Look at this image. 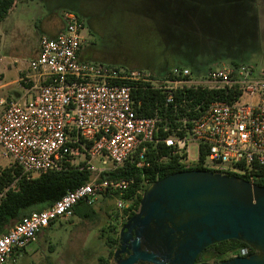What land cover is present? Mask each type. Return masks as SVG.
<instances>
[{
    "label": "built area",
    "instance_id": "1",
    "mask_svg": "<svg viewBox=\"0 0 264 264\" xmlns=\"http://www.w3.org/2000/svg\"><path fill=\"white\" fill-rule=\"evenodd\" d=\"M62 21L64 29L55 38H39L38 54L28 64L37 77L34 95L0 100V150L27 180L70 169L85 170L91 177L1 234L0 264H8L51 223L71 218L79 203L114 196L121 218L126 203L120 196L133 179L100 176L129 161L137 171L148 168L150 147L164 146L184 166L196 165L203 152L206 168L242 174L250 181L252 168L264 167V79L254 78L251 68L230 64L200 75L173 67L166 77L154 78L139 69L84 62L79 60L85 40L82 22L68 11ZM136 86L163 95L172 111L171 126L162 124L157 112L152 117L136 115L140 102L131 95ZM188 92L214 96L205 106L194 98L176 102V93ZM17 180L0 189V202L15 190ZM247 252L240 249L236 257Z\"/></svg>",
    "mask_w": 264,
    "mask_h": 264
},
{
    "label": "rangeland",
    "instance_id": "2",
    "mask_svg": "<svg viewBox=\"0 0 264 264\" xmlns=\"http://www.w3.org/2000/svg\"><path fill=\"white\" fill-rule=\"evenodd\" d=\"M21 1H24L23 9L28 10L21 14L22 18L28 21L27 24H33L37 12L35 3L32 4V0H17L19 10L22 9ZM76 1L51 0L49 8L41 1L38 6L44 16L52 10L51 13L57 15L55 19L58 20L67 11L63 6L72 5ZM79 1L85 3L86 8L98 18L95 34L89 35L86 30L83 32L85 40L80 61L115 68L127 66L149 73L151 70L142 67L144 62L150 67L161 62L165 42L172 50L169 53L171 62L180 64L177 57L182 60L193 58L204 62V69L213 71L230 65L232 58L251 68L254 78L264 79V0L181 1L175 18L173 11L167 8L168 17L174 18L172 21L176 23L167 27L163 22V30L165 27L169 29L163 37L154 33L149 35V22L138 15L129 14L127 17L115 14L110 4L112 0ZM131 2L122 0L121 3L126 7ZM135 2L138 4L140 1ZM143 4V8L132 5L127 8L130 12L144 13L148 9L146 6L152 7ZM118 9L122 10L123 7L118 6ZM149 12L153 11L149 9ZM158 13L157 16H160V11ZM8 28L9 19L0 23V34L5 35ZM0 53H4V48ZM16 92L20 95L23 93L19 87ZM0 97L6 96L4 94ZM194 154L193 148L192 156ZM11 165L12 161L4 158L0 150V168ZM94 165L97 163L94 162ZM115 201L114 196H99L93 203L86 205L94 212L90 219L80 217V211L84 210L81 206L71 218L53 222L41 230L26 247L16 251L18 258L10 260V264H98L101 258L106 264L110 263L112 257H108L106 242L111 236L106 226L115 213Z\"/></svg>",
    "mask_w": 264,
    "mask_h": 264
},
{
    "label": "water",
    "instance_id": "3",
    "mask_svg": "<svg viewBox=\"0 0 264 264\" xmlns=\"http://www.w3.org/2000/svg\"><path fill=\"white\" fill-rule=\"evenodd\" d=\"M130 223L132 254L117 264H195L206 248L228 240L253 253L217 264H264V188L236 176L197 170L166 176L144 190Z\"/></svg>",
    "mask_w": 264,
    "mask_h": 264
},
{
    "label": "trees",
    "instance_id": "4",
    "mask_svg": "<svg viewBox=\"0 0 264 264\" xmlns=\"http://www.w3.org/2000/svg\"><path fill=\"white\" fill-rule=\"evenodd\" d=\"M16 1L17 0H0V23H2L7 18L9 11H11L16 6ZM41 1L43 3H46L47 7H50L51 0ZM130 1L135 2V0H129V2ZM121 2L122 0L111 1L110 4H112L113 6L112 11H114L115 14L120 13L122 16L125 15L127 17L129 14H133L136 16L138 15L139 17H142L143 19L149 22V31L147 30L149 32V35H152L154 33L158 37L160 35L163 37V33L158 26V21L153 18L154 14L151 15L146 11L144 13L130 12L129 8H127L129 6L125 7ZM74 3H72V5ZM81 4L86 8L85 3L81 2ZM72 5L68 4L63 7L68 12H72L68 10L69 6ZM118 6L123 7V9L119 10ZM125 8L127 9L125 10ZM87 10L88 13H91L89 9ZM75 16L78 18L76 14ZM60 18L62 19V16H60ZM166 46L167 44H165L164 42L161 62H156L157 64L152 67L147 66L144 62L142 66L151 70L149 73L152 77H166L169 74L170 69L173 67L188 68L194 74H199L200 71L206 73L209 70L206 68L204 69V62H198L197 64H193L191 62H188L187 60H182L179 57H177L176 60H178L177 62L181 61L180 64L176 62H171L172 60H170L169 53L171 54L172 50H170V48ZM82 50L83 46L81 47L79 57L82 54ZM230 63L238 64L240 62L231 58ZM124 68L134 69L127 66ZM131 95L134 100L140 102V107L136 110V115L138 117H152L157 112L162 117V124L166 121V124L171 126L170 122L172 121V111L169 107H166L164 105V98L160 92L150 89H144L141 86H136L132 89ZM213 96L214 94L212 93L204 92H188L185 95H182L181 93H176L175 100L177 103H179L182 100V97H185L186 99L194 98L196 102L201 103L203 106H205L208 102L213 99ZM161 157H165V160L159 162L158 160ZM146 158L150 165L144 170H135L133 162L129 161L126 162L123 166L111 172L103 173L100 176L101 180L110 181L121 179H133V183L126 191V193L123 196H120V199H122L126 203L125 209L121 212V217L133 216V213L138 210L142 193L149 185L166 176L178 172L197 170L214 174L219 173L227 176H236L253 185H257L259 187L264 188V167H253L252 180L250 181L248 176L242 174L239 175L229 172L220 173L215 170L206 168L203 164V152L200 154L199 162L194 166H184L180 164L178 156L172 155L170 150L166 149L164 146L161 145L157 146L155 149H151L150 147L148 149ZM90 177V173L85 170L80 171L77 169H70L61 172L47 173L41 175L36 179L27 180L23 175H21L20 170L15 165H11L7 168H0V189L12 183L15 179H18L16 182L15 190L8 191L5 197L0 202V235L6 233L9 228L18 223L22 218L27 217L30 213L40 212L49 208L56 201H58L67 191L74 190L79 186L85 185L86 183H88ZM104 196L109 195L106 194ZM81 206L84 207V210L82 212L80 211V217L83 219H90L94 215V212L93 210L88 208L84 203H79L75 206V208L73 209V215L78 212ZM113 216L114 218L119 217L116 210ZM113 243L114 242L112 240H108L106 242V247L109 249L108 257H112L111 250ZM243 248L248 249V252L245 256H248L253 253V251L242 242L236 240L223 241L206 248L203 252L198 255V259L213 262L214 264L222 263L224 261L236 257L239 250ZM98 264H106V262L103 258H101L98 259Z\"/></svg>",
    "mask_w": 264,
    "mask_h": 264
},
{
    "label": "crops",
    "instance_id": "5",
    "mask_svg": "<svg viewBox=\"0 0 264 264\" xmlns=\"http://www.w3.org/2000/svg\"><path fill=\"white\" fill-rule=\"evenodd\" d=\"M35 3V19L34 23L27 24L21 14L28 11L23 9L24 1L20 2L21 10L16 6L9 11L7 18L9 19V28L5 35L0 34V50L4 48V53H0V95L5 94V98L0 100H8L17 96H22L26 92L28 95L35 93L36 75L28 69V64L35 59L38 54V40L42 36L55 38L63 29L62 19L56 20V16L48 11L44 16L39 8L41 0H32ZM39 2V3H38ZM25 7L27 4H24ZM49 10V9H48ZM33 26V28H32ZM19 87L23 93L20 95L16 92ZM2 107L0 106V115ZM49 227V226H48ZM18 258V252H15L10 260ZM8 261V264L10 262Z\"/></svg>",
    "mask_w": 264,
    "mask_h": 264
},
{
    "label": "flooded vegetation",
    "instance_id": "6",
    "mask_svg": "<svg viewBox=\"0 0 264 264\" xmlns=\"http://www.w3.org/2000/svg\"><path fill=\"white\" fill-rule=\"evenodd\" d=\"M181 1L184 0H140V2L137 4L136 2H131V4H128L127 6H135V7H144V3L150 4L152 7L146 6L147 13L154 14V19H156L159 23V29L162 31L163 34L168 32L169 29L165 27V30H163V22L167 25V27L174 26L176 22H173L172 19L175 18V15L178 14V5ZM129 2V0H127ZM167 8H170L171 11L174 13V18L170 19L167 14ZM149 9L153 12L150 13ZM69 11L74 12L78 18L82 19L83 21V27L84 30H86L87 34H95V25L97 23V16L91 13H88V10L82 6L80 1H76L72 6H69ZM158 11H160L161 15L157 16ZM143 12V11H142ZM168 17V19H167ZM161 19V20H159ZM170 19V20H169ZM171 21V22H170ZM188 62H191L193 64H197L199 60L193 59V58H187ZM167 63V59H166ZM196 67V66H195ZM138 210H136L133 213V216ZM133 216H125V217H118V218H110V220L107 222L106 230L110 234V239L114 243L112 245V261L107 264H117L118 261H123L128 259V257L132 254V251L129 249L130 240L128 241L129 236H134L133 231L131 233H128V230H130L131 223L129 224V221ZM127 225V226H126ZM126 226V228H124ZM124 228V229H123ZM123 235V239L126 240H120V235ZM117 251H121V253H118V257L115 258L114 254ZM148 252V251H147ZM149 253V252H148ZM213 264V262L205 261L202 259H198V256L195 259V264ZM134 264H155L153 262H144V261H138Z\"/></svg>",
    "mask_w": 264,
    "mask_h": 264
}]
</instances>
